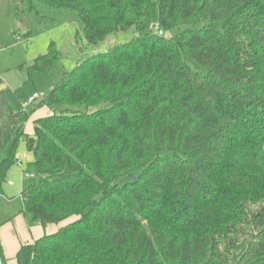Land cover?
Here are the masks:
<instances>
[{
  "label": "trees",
  "instance_id": "trees-1",
  "mask_svg": "<svg viewBox=\"0 0 264 264\" xmlns=\"http://www.w3.org/2000/svg\"><path fill=\"white\" fill-rule=\"evenodd\" d=\"M36 1L77 12L91 44L137 35L66 73L34 103L52 113L33 134L26 114L3 152L0 195L24 138V209L65 222L15 264H264V0H14L16 13ZM60 58L52 43L29 78Z\"/></svg>",
  "mask_w": 264,
  "mask_h": 264
},
{
  "label": "rangeland",
  "instance_id": "rangeland-1",
  "mask_svg": "<svg viewBox=\"0 0 264 264\" xmlns=\"http://www.w3.org/2000/svg\"><path fill=\"white\" fill-rule=\"evenodd\" d=\"M35 4V10H23L17 14L14 0H0V70L3 77L11 80L15 77L14 97L17 108L22 118L29 114L25 121V134H33L34 120L37 117L52 113L47 106L38 107L35 112L33 110L66 73L72 71L81 61L106 52L115 45L127 43L137 35L136 29L131 28L109 34L99 43L91 44L83 34L77 12L53 8L39 1ZM169 34L172 35L173 32ZM52 43L61 54L60 61L51 70L30 79L27 66L37 56L47 53ZM19 74L25 78L24 83L16 78ZM34 93H38L40 97L36 99L35 105L28 104L29 97ZM17 157L21 163L18 162L11 168L14 185H6V192L0 197V234L8 241L11 251L21 243L40 237L45 229L25 211L21 197L22 191L36 182L35 177L25 175L27 163L33 156L27 152L24 138L19 142ZM64 224L65 222L48 225V234L55 233Z\"/></svg>",
  "mask_w": 264,
  "mask_h": 264
},
{
  "label": "crops",
  "instance_id": "crops-1",
  "mask_svg": "<svg viewBox=\"0 0 264 264\" xmlns=\"http://www.w3.org/2000/svg\"><path fill=\"white\" fill-rule=\"evenodd\" d=\"M15 35L16 34H14L13 36H15ZM16 37L18 39H21V37L18 35ZM20 69L23 70L22 68H20ZM16 78H18L21 83L25 82V78H23V75H21V74L16 76ZM14 80H15V77L13 80H11L8 77H3L2 72L0 70V160L2 158L3 152L6 150L9 151L12 148V146L16 140V130L22 122V114L20 113V110H18V108H17L16 100L14 97V94H16L15 93L16 91H14L16 89L15 85H14V83H15ZM39 117H43V116H39ZM39 117H37V118H39ZM21 166H22V164H21ZM6 185H9V186L14 185L13 175L11 174V169L8 173L7 181H6V184L4 186V194L6 192L5 191V189L7 187ZM0 197H1V195H0ZM0 224H1V221H0ZM44 228H45L43 230L44 233L40 237L44 236L45 234H48L46 227H44ZM0 230H1V227H0ZM40 237H38V238H40ZM38 238H32L31 240H28L25 243H32L33 241H35ZM0 243H1V246L3 248L4 256L7 259V264H15V256H16L18 250L20 249L22 243L19 244V246H16V248L13 251H11L9 246H8V241L1 234H0ZM25 243H23V244H25Z\"/></svg>",
  "mask_w": 264,
  "mask_h": 264
},
{
  "label": "built area",
  "instance_id": "built-area-1",
  "mask_svg": "<svg viewBox=\"0 0 264 264\" xmlns=\"http://www.w3.org/2000/svg\"><path fill=\"white\" fill-rule=\"evenodd\" d=\"M39 97H40V95L38 93H35L33 96H31L28 99V104H34L35 101H36V99H38ZM25 175H26V177H31V178H34L35 177V174L34 173H30V172H26Z\"/></svg>",
  "mask_w": 264,
  "mask_h": 264
},
{
  "label": "water",
  "instance_id": "water-1",
  "mask_svg": "<svg viewBox=\"0 0 264 264\" xmlns=\"http://www.w3.org/2000/svg\"><path fill=\"white\" fill-rule=\"evenodd\" d=\"M0 264H4L1 253H0Z\"/></svg>",
  "mask_w": 264,
  "mask_h": 264
}]
</instances>
